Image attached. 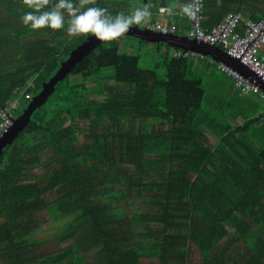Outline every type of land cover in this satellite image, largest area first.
<instances>
[{"label": "trees", "instance_id": "1", "mask_svg": "<svg viewBox=\"0 0 264 264\" xmlns=\"http://www.w3.org/2000/svg\"><path fill=\"white\" fill-rule=\"evenodd\" d=\"M131 1L95 4L115 14L137 8ZM42 2L0 0V111L15 119L90 38L25 27L21 17ZM146 3L151 16L138 26L147 30L171 0ZM202 6L209 32L229 15L240 32L264 19V0ZM182 9L176 35L189 28ZM129 38L156 48L153 68L121 48L124 37L98 44L3 149L0 264H264V142L203 115L205 73L194 56H176L189 49ZM209 62L205 70L218 67ZM45 219L64 222L49 244L36 235Z\"/></svg>", "mask_w": 264, "mask_h": 264}, {"label": "built area", "instance_id": "2", "mask_svg": "<svg viewBox=\"0 0 264 264\" xmlns=\"http://www.w3.org/2000/svg\"><path fill=\"white\" fill-rule=\"evenodd\" d=\"M186 5L191 6V12L186 14L183 11L184 8L180 11V15L186 16L189 23V29L184 37L196 44L220 46L226 55L246 68V73H243L226 63L218 65L219 69L235 79V85L240 94L249 95L254 93L260 94L264 98V57H258L259 47L264 45V19L256 23L246 21L244 24L245 30L240 32V16L229 15L209 32L201 26L202 0H190ZM170 13L174 14L175 12L168 7L159 8L161 16ZM147 30L162 35H174L175 25L166 27L163 23L156 22L147 26ZM189 51H181L176 56L185 58L195 56L193 50L189 49ZM26 97L29 98L30 96ZM15 120L12 111L7 109L0 111V139L14 125Z\"/></svg>", "mask_w": 264, "mask_h": 264}, {"label": "clouds", "instance_id": "3", "mask_svg": "<svg viewBox=\"0 0 264 264\" xmlns=\"http://www.w3.org/2000/svg\"><path fill=\"white\" fill-rule=\"evenodd\" d=\"M31 5V0H25ZM48 0L27 11L21 17L25 27L31 30L65 29L72 37H93L100 42H111L127 33L134 25H140L151 16L148 5L129 12L111 13L107 8L96 6L95 0H57L49 10H41ZM186 14L191 6L183 9Z\"/></svg>", "mask_w": 264, "mask_h": 264}, {"label": "crops", "instance_id": "4", "mask_svg": "<svg viewBox=\"0 0 264 264\" xmlns=\"http://www.w3.org/2000/svg\"><path fill=\"white\" fill-rule=\"evenodd\" d=\"M130 3L134 7H138L141 5V2L139 0H133ZM167 6L171 7L173 11H177L182 9L184 5L181 4L179 0H171V3H169V5ZM171 16L173 17V19L170 20L174 24L177 16L172 15V13L163 17L158 12V14L155 15L154 21L163 23V25L166 26V19H169V17ZM179 19L180 23H183L185 20L183 18ZM148 23H146L145 25H147ZM141 29H144V27H141ZM185 29L179 32L177 35H174L184 37V34L188 31H186ZM176 41L181 43L180 46L185 45L180 40ZM177 47L179 48V46H174L173 48ZM215 47L222 50L220 46ZM217 56L221 57L219 53L217 54ZM258 57H264V45H261L259 47ZM194 58L196 59L194 61L197 63H199L200 61L208 60L207 64H210L209 59L211 58L201 53L195 52ZM217 63L219 65L222 62L218 61ZM198 67L200 68V66ZM240 71L246 73V69H240ZM202 77L206 78V80L208 81V88H205V97L208 102V106L204 110L205 112L203 113V115H206L208 118H212L213 116H229L230 119L235 122L234 125H236V127L244 128L243 130H246V132H248L250 136L256 140L257 143L264 142V98L260 94L254 93L249 95H241L239 90L236 88L235 79L225 71L219 69V67L205 70V74H202ZM224 105L228 107L227 114L225 113V111L223 112ZM213 106H218L219 109H214ZM205 134L210 144L214 145L216 142V138L212 136L210 132Z\"/></svg>", "mask_w": 264, "mask_h": 264}, {"label": "water", "instance_id": "5", "mask_svg": "<svg viewBox=\"0 0 264 264\" xmlns=\"http://www.w3.org/2000/svg\"><path fill=\"white\" fill-rule=\"evenodd\" d=\"M145 5H147L146 0H144V6ZM126 36L141 39L144 41H150L153 43H164L170 46H179L185 49H190L194 52H198L205 56H208L213 60L215 59L216 61L226 63L232 68L238 70L246 69L244 66L240 65L238 61L231 59V57L226 55L224 51L218 49L217 47L205 44H196L194 41L188 40L185 37L176 35H162L160 33L148 31L146 29H141L138 25L132 27L121 37ZM176 40H180L185 45L180 46L181 43L177 42ZM101 43L102 42L97 41L95 38L90 37L84 43H82V45H80L66 61L61 64L58 71L43 87V90L32 99L26 110L20 117L15 120L14 125L0 139V155L2 154L4 148L12 144L18 138L19 133L30 122L33 112L49 98V96L54 92L55 86L60 81H62L91 50H93L98 44ZM218 53L221 55V57L217 56Z\"/></svg>", "mask_w": 264, "mask_h": 264}, {"label": "rangeland", "instance_id": "6", "mask_svg": "<svg viewBox=\"0 0 264 264\" xmlns=\"http://www.w3.org/2000/svg\"><path fill=\"white\" fill-rule=\"evenodd\" d=\"M149 22V21H148ZM142 26L143 23H142ZM120 45L122 46L121 48H123L124 51H127L133 55H136L139 57L140 59V66L142 68H153V57L156 55V53H154L156 50V48L154 49L153 46L149 45V44H145V43H142L138 40H134L132 38H129V37H124V39H122L120 41ZM208 60H205V61H200L198 63L197 66H200L199 69H201L200 71L205 73V67L203 68V63H207ZM160 73H162V70L160 71ZM203 78V85L204 87L207 89L208 88V81L206 80V78L202 77ZM208 102L206 100V97L205 99L203 100V103H202V106H203V109L205 110L207 108V105ZM214 109H219L218 106H213ZM221 109V108H220ZM225 113L227 114L228 112V107H226L224 105V109ZM228 116V115H227ZM228 118H230L228 116ZM146 125V124H144ZM149 125V124H147ZM205 130V129H204ZM206 132H208L207 130H205ZM49 200H53L54 199V195H50L48 197ZM64 224L63 221H60L59 223L57 224H54L52 223L51 220H42L40 222V226H39V231L36 233L37 237L38 238H41V239H46V242L47 244H49L50 242H52V240L54 239V235H57L58 233H60L61 231L58 232L59 230V227H62V225ZM134 230L136 233H138L141 228L140 226H135L134 227ZM73 240H69L67 242H64L60 247H64V246H67V245H70L72 244ZM50 247H53V246H50ZM59 249H53L51 251H58ZM195 253V256L194 258L197 259L198 261L200 260V256L197 252H194ZM195 263H198L199 262H195Z\"/></svg>", "mask_w": 264, "mask_h": 264}]
</instances>
